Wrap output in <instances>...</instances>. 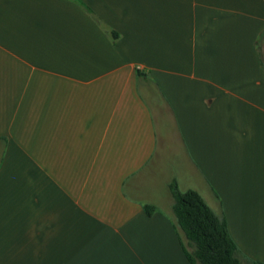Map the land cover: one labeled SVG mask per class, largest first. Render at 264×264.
<instances>
[{"label":"crops","instance_id":"crops-1","mask_svg":"<svg viewBox=\"0 0 264 264\" xmlns=\"http://www.w3.org/2000/svg\"><path fill=\"white\" fill-rule=\"evenodd\" d=\"M172 183L264 264V0H0V264H191Z\"/></svg>","mask_w":264,"mask_h":264},{"label":"trees","instance_id":"trees-1","mask_svg":"<svg viewBox=\"0 0 264 264\" xmlns=\"http://www.w3.org/2000/svg\"><path fill=\"white\" fill-rule=\"evenodd\" d=\"M170 189L175 224L191 264H259L242 256L230 237L224 216L216 214L197 191L182 192L177 183H172ZM145 211L151 215L154 208L147 205Z\"/></svg>","mask_w":264,"mask_h":264}]
</instances>
